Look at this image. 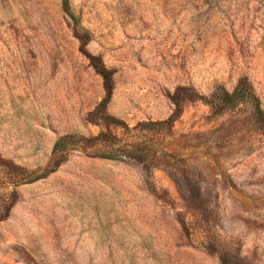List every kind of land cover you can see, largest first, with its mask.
Returning a JSON list of instances; mask_svg holds the SVG:
<instances>
[{"label": "rangeland", "instance_id": "obj_1", "mask_svg": "<svg viewBox=\"0 0 264 264\" xmlns=\"http://www.w3.org/2000/svg\"><path fill=\"white\" fill-rule=\"evenodd\" d=\"M66 10L0 0V264H264V0Z\"/></svg>", "mask_w": 264, "mask_h": 264}, {"label": "trees", "instance_id": "obj_2", "mask_svg": "<svg viewBox=\"0 0 264 264\" xmlns=\"http://www.w3.org/2000/svg\"><path fill=\"white\" fill-rule=\"evenodd\" d=\"M63 5H65V10H66L67 0H63ZM66 11H67V10H66ZM99 73L101 74V76L103 77V79L105 80V82H107V81H108L107 74H106L107 72H106V70H105V68H104L103 66H100V67H99ZM110 93H111V92H110V89L108 88V89H107V97L110 96ZM236 93H237V92L235 91L233 95H235ZM233 95H229V97H232ZM226 96H228V94H226ZM106 103H107V99H104V100L102 101V103H101L100 106L103 107ZM64 141H65V139H59V140L56 142L54 149L59 148L61 145H63Z\"/></svg>", "mask_w": 264, "mask_h": 264}]
</instances>
